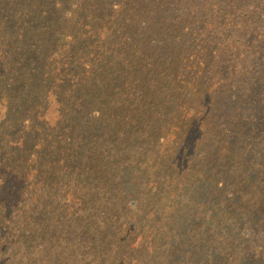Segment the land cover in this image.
I'll return each mask as SVG.
<instances>
[{
  "label": "trees",
  "instance_id": "16d2710c",
  "mask_svg": "<svg viewBox=\"0 0 264 264\" xmlns=\"http://www.w3.org/2000/svg\"><path fill=\"white\" fill-rule=\"evenodd\" d=\"M260 23L264 0H0V264L141 235L239 264L231 227L264 224Z\"/></svg>",
  "mask_w": 264,
  "mask_h": 264
},
{
  "label": "rangeland",
  "instance_id": "374dc122",
  "mask_svg": "<svg viewBox=\"0 0 264 264\" xmlns=\"http://www.w3.org/2000/svg\"><path fill=\"white\" fill-rule=\"evenodd\" d=\"M259 26H264V24L260 23ZM149 198L150 209L160 210L162 205L156 204V202L160 199L152 197V195H149ZM205 200L208 199L205 195H203L202 201ZM254 208L255 207L249 208L248 212L255 216L256 223L253 221L249 222L245 228L241 224H236L230 229L231 244L228 246L229 249L232 252H235L234 248L237 245H244L242 259L239 264H264V224L262 223L261 217H257L255 215L257 211ZM157 214L161 215L165 214V212L161 210L158 211ZM175 215H177V213H174V216ZM246 231L250 234L249 238L243 237L244 232ZM137 233L139 234V232ZM144 234H146V232ZM219 236L224 237V235H220V233ZM139 238H141L145 243H141L139 242V239H136V241H133L131 246H127L123 253H121L120 248H115L114 252L107 256H97L96 258L94 254H91L85 258V262H89L88 264H174L176 262V257L172 259L170 254H167L171 248L169 244L167 245V251L165 250V246L164 250L157 252L150 249L145 235H141ZM138 245H141V247H138ZM232 246H234V248H232ZM57 252L59 257H64L68 253L66 250H58ZM92 252L94 253V251ZM125 253L126 255L128 254V257L124 255ZM77 255H79L78 252L74 251L71 253L73 261L74 257Z\"/></svg>",
  "mask_w": 264,
  "mask_h": 264
}]
</instances>
